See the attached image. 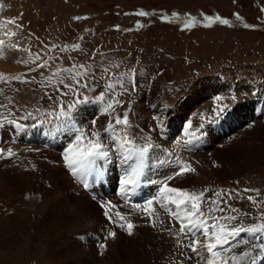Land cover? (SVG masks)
<instances>
[{"label": "rangeland", "instance_id": "1", "mask_svg": "<svg viewBox=\"0 0 264 264\" xmlns=\"http://www.w3.org/2000/svg\"><path fill=\"white\" fill-rule=\"evenodd\" d=\"M141 12L148 15L142 16ZM208 16H218L230 23L225 25L216 20L209 23L205 19ZM190 18H195V23L186 27ZM60 39L63 41L57 43ZM0 40L4 42L0 45V103L8 105L7 110L0 109L4 116L10 117L13 113L34 119L39 114L46 115L47 111L59 113L61 104L67 109L76 97L70 91L61 96L55 90L57 80L66 73L61 72L60 77H54L55 81L44 78L51 77L58 69L84 65L90 75L82 78L81 83L86 80L88 88L82 87L80 92L87 95L89 101L103 107L97 98L101 93L107 95L106 85L116 83L122 74H125L123 84L126 89H119L122 94L117 97L125 102L124 107L117 105L111 117L94 107L91 113L88 112L87 121L81 124L85 125L88 137L91 134L87 132L93 130L91 117L98 118L95 128L103 135L107 124H103V119L114 120L117 113L123 114L128 110L131 129H134L141 145L150 136H155L156 144L167 145L169 142L156 135L152 113L156 116L166 114L172 123H177L186 115L202 111V119L209 120L217 110L207 97L222 92L224 87H235L233 84L215 83L218 82L217 74L253 82L264 79V0H0ZM36 54H39V59H36ZM45 61L48 66L37 67ZM133 72L138 76L135 90L129 80ZM14 77H21V80ZM226 80L227 84L234 82ZM64 82L72 83L70 79ZM234 83L242 86L241 89L248 88L245 82ZM256 84L264 88V84ZM186 92L188 95L183 98ZM246 92L251 93L249 90ZM165 102L175 103L170 112L162 106ZM256 103L251 100L249 104L246 100L239 102L236 105L239 116H246L245 113H249L247 105L255 106ZM161 108L164 114L158 113ZM86 113L83 112L84 116ZM246 125L233 129L230 138L210 140L212 145L209 148L200 154H192L193 161L189 162H192L190 166L195 172H187L178 187L195 193L207 189L223 190L222 197L207 192L205 199L212 197L219 201L220 208L224 207L223 212L216 213L218 216L233 215L232 208L248 213L242 218L245 226L258 222L250 217L264 212V154L260 155V162L249 164L234 176L226 171L221 172L223 176L215 175L213 179L211 168L217 170L219 164L216 161L211 166L207 157L216 159L218 150L227 151L233 146L241 150L245 141L255 143L256 147L264 145L262 140L251 141L256 135L264 138V122L257 120L255 125ZM0 127L3 135L12 132V126L7 122ZM19 132L17 136L26 138V133ZM13 133L15 138L16 132ZM46 134V131L41 132L40 136L44 138ZM33 146L39 151L21 148L17 156L11 157L10 160L17 164L0 162V264H59L55 253L48 252L49 248L53 250L56 247L52 234L43 236L37 232L38 216L45 217L55 202L63 203L70 195L75 202L76 199L85 201L87 198L80 196L83 195L80 187L67 175L56 152L49 147ZM111 155L115 156L111 159L119 163L116 169L125 166L115 149ZM151 170L156 173L158 169L153 167ZM228 171H233V167ZM244 189H259V193L243 192ZM229 190L233 193L231 198L227 195ZM238 192L241 199L236 198ZM249 195L260 201L259 211L243 198ZM208 207L207 203L203 205L204 210ZM88 211L93 212V209ZM88 214L81 212V216ZM144 215L136 221L139 228L149 221ZM46 218L56 225L51 212ZM101 234L96 239L91 233H85L83 244H92L88 241L90 237L95 242L105 243V234ZM260 237L264 238V235ZM90 247L95 248V244Z\"/></svg>", "mask_w": 264, "mask_h": 264}, {"label": "snow or ice", "instance_id": "2", "mask_svg": "<svg viewBox=\"0 0 264 264\" xmlns=\"http://www.w3.org/2000/svg\"><path fill=\"white\" fill-rule=\"evenodd\" d=\"M142 16L148 15V13H139ZM178 15V14H177ZM239 19V17H237ZM76 19H79L77 17ZM205 19L211 23L213 20L219 23L228 25L230 22L227 19L220 17H205ZM195 23V18L189 19V24ZM15 35V33H12ZM4 42L0 40V45ZM79 47L78 45L76 46ZM36 59H39V54H36ZM58 59V58H57ZM20 62L19 60L17 61ZM35 62V60H33ZM48 62L37 65V67H46ZM35 69H33L34 71ZM107 71V69H105ZM61 72L66 73V76L57 80V86L55 90L60 93L61 96H66L68 92H72L76 99L72 104L67 106V109L61 104L59 117L62 118L65 125L71 131H75V140L69 144L63 159L66 162V167L71 170L72 174H92L95 173L97 178H100L103 172V168L98 164L101 161H109L113 149L120 154L121 161L125 165H129L130 172H126L125 177L121 180V192L127 193L130 186H134L139 182V178L143 174V170L147 166V160L149 150L154 146L148 142L144 146L136 147V141L134 138L128 135L127 130L131 127L129 122V112L125 110L123 114L117 113L114 120L110 118L105 126L104 134L106 138H102V134L99 131H92L90 137L85 136L86 130L83 128H77L75 122L72 120V110L78 104L87 103L89 97L80 92V88H88V83L84 80L81 83L82 78L85 75H90L89 70L84 65L73 66L67 69H58L52 73L51 77H45V80L50 81L53 77H60ZM117 78L116 83H108L106 85L108 89L107 95L101 93L97 98L103 105L100 112L101 114L112 116V111L119 105L124 107L125 102L118 100L117 97L122 93L119 89L124 88L123 76ZM15 80H21V77H14ZM65 79H70L72 83H65ZM133 90L136 88L135 73L133 72L129 77ZM27 82V81H21ZM62 85V87H60ZM67 89L68 91H64ZM51 99V96L49 97ZM227 106H221L216 111V116L222 115ZM0 109H8V105L0 103ZM97 117H93L90 123L95 128ZM15 124L17 128L21 125L17 124L15 120H9L7 116H4L0 112V126L4 123ZM189 135H193L189 132ZM111 142V144L109 143ZM15 155V153L9 148L5 150L0 147V159L8 158ZM134 165V166H133ZM218 166V165H217ZM187 172H195V169L188 164H182L174 173L166 176L163 181H152L154 184H159L158 193L156 196L148 199L143 206L136 205V208L141 209L147 214L149 224L151 227L156 228L160 226L161 232H167L171 238L176 240L177 245H182L190 249V251L197 257L198 264L203 261V264H254L256 255L264 254V240H261L254 249L236 251L235 249L239 245H248L250 241L247 239H240L243 234H249L257 237L264 235V212H260L258 216L250 217L258 222L245 226L242 223V218L248 216V213L241 212L240 209L232 208L233 215L218 216L217 212H223L224 209L218 206L219 201L208 197L205 199L207 192H213V196L222 197L223 190L213 191L207 189L200 193L189 192L187 189H181L178 187H170L169 181L174 177H180ZM87 186V185H85ZM243 192H255L259 193V189H244ZM231 198L233 193L231 190L227 193ZM236 198L241 199V194L236 193ZM250 203L256 206L259 211L260 201L254 196L249 195L243 197ZM207 203L209 207L207 210L203 209V205ZM158 204L159 210L168 215L169 226H164L165 222L160 218V213L156 205ZM103 207V205H102ZM105 216L108 220L116 224L120 229L124 230L127 235H134V229L136 225L126 215L117 212L115 215L118 220H113V217L106 211ZM241 221L240 223H234ZM179 224V228L173 231L175 224ZM109 237L116 238V232L111 231ZM238 241V243H236ZM100 254L103 255L104 250L107 248L106 243L99 245ZM264 258V257H262Z\"/></svg>", "mask_w": 264, "mask_h": 264}, {"label": "bare ground", "instance_id": "3", "mask_svg": "<svg viewBox=\"0 0 264 264\" xmlns=\"http://www.w3.org/2000/svg\"><path fill=\"white\" fill-rule=\"evenodd\" d=\"M222 82L226 86H230L233 84L235 87H238V85L235 84L234 82L231 84H227V80H223L221 81V83ZM215 83H220V82H215ZM244 84L245 83H243V85ZM245 85L247 86V84ZM241 87L242 86H240L239 88ZM150 94H152V92ZM160 95H157V96L160 97ZM187 95L184 97H187ZM157 96L155 100H157ZM156 104L158 105L159 102H156ZM174 104L175 103L172 102L173 106ZM94 108H98V105H95ZM99 108L101 110L102 107L99 106ZM164 108H166V106ZM91 109H93L92 105L84 106L82 107L80 111L74 112L72 114V120L75 122L76 127L81 128L82 126L81 124L84 121H87L88 117L86 115L88 114V112L91 113ZM84 111L87 112L85 116L83 114ZM158 113L164 114V109L161 108V111H158ZM93 116L95 115L93 114ZM8 119L11 120V117H8ZM107 121H108V118L105 117L103 119V124H105V122L108 123ZM10 125L12 126V124ZM55 125H56V128L60 126L58 124H55ZM55 125H52V128H54ZM64 127H67V126L65 125ZM0 129L2 131L1 127ZM11 129H13V127H11ZM48 129L49 127L48 128L45 127L44 131H41V132L43 133L45 131L47 132ZM1 131H0V134H2ZM24 133H26L24 134V136L28 137L29 134L26 131ZM13 134L14 133L12 130V132H9L8 135L7 133L6 135L4 134L3 137L6 138L8 142H10L11 140L14 139ZM75 135L76 133L74 132V136ZM85 136L88 137L86 133H85ZM262 136L263 135L261 134V137ZM21 138H24V137H21ZM256 140L264 141V138L260 139V135L259 136L256 135L253 137V139H251V141L253 142ZM71 142L73 143L74 140H72ZM10 144L14 148H16L15 155L11 157L17 156V154L21 152L20 150L21 148L29 149L33 151H39V150H35L37 148L36 146H33V144H27L25 142L23 144H20V143L18 144L10 143ZM61 145L63 144L61 143ZM242 145L243 146L241 150L240 149L237 150L234 146L233 148L226 149L227 151L222 150V149L218 150L216 159H214L213 156L211 158L207 157L208 159L207 162L211 166L213 162H216V161L219 164V167L217 170L211 168V171H212L210 175L211 179H213L212 177H214L215 175H218L219 177L223 176L222 174L226 171L228 172L229 175L234 176V174L239 173L240 170L246 169L249 164H254V163L256 164L257 162L261 161L260 159H262V157H260V155L264 154L263 144L261 146L256 147L255 143H247V141H245V143ZM50 146L52 145H49V146L40 145V147H43L42 149H46ZM136 147H137V141H136ZM164 147L165 145L162 144L157 148V150L155 146L154 149L149 151L151 154L148 155L147 166L143 170V172H145L144 173L145 181L149 182V177L156 178L157 173H154L151 169L153 167L157 168V164H159L157 162V159L163 156V154H161L160 152H166ZM64 153L65 151H62V155ZM50 154H53V153H50ZM11 157L0 159V162L10 161L12 164H15V163L17 164V162L11 161L12 160ZM112 157H115V156L111 155V158ZM252 157H255V158L253 159ZM202 159L205 160L204 158ZM154 160H156V162ZM19 161L20 160L18 159V163ZM190 161H193V158L190 159ZM195 161H197V159ZM152 162H154L155 164L152 165L151 164ZM60 164H61V160H60ZM98 164L102 168L107 167L108 180L110 184L112 185H115L119 176L122 177L123 175L121 174V172L118 171V168L117 169L115 168L116 166H118L119 163L115 162L114 158L111 159V161L98 162ZM111 164H113L114 170L112 169ZM129 165H132L131 161L129 162ZM129 165H125L123 168H121L125 172V174L126 172L131 171V168L129 167ZM196 165L198 166V164ZM4 166L5 165H3V167ZM232 167H233V171H228V168H232ZM65 172L67 173V175L70 176V174L66 170ZM221 172L223 173L221 174ZM166 176L168 175H164L159 178L161 181H163ZM71 178L75 181V183L78 184V182L73 178V176ZM184 178H185L184 175L180 177H174L171 181H169L170 187H179L180 183L183 181ZM181 179L182 181L180 182ZM78 187H80L79 184H78ZM80 191H82V194H83V195L80 194V196L81 197L86 196L88 199L86 198L85 201L83 199H76L77 202H75L74 199L72 198L73 196L70 195L64 200L63 203L55 202L53 204L52 206L53 209L51 208L49 211L55 216L56 225H54L51 222V220H48V218H46V215H49L50 212H47V214H44L45 217L41 215L38 216V220L40 221V223H39V228H37L38 230L37 232L42 233L43 236L47 235L48 233L52 234L51 238L55 240L56 247L53 250H50L49 248L48 252L53 253V254L55 253L56 257H58V259L60 260L59 264H198V260L196 256L190 251V249L182 245H177L176 240L171 238L167 232L160 231V226L153 228L150 226L149 221H148V223H146L144 227L142 226L140 228L137 227L136 221L138 220V217L142 216L143 213L145 212L139 208H136L135 207L136 204L127 203L119 199L117 200L109 192L104 193V196L109 198L107 202L101 201V202L96 203L81 189V187H80ZM141 193L145 195L146 191L141 190ZM143 205L144 204H142L141 206ZM156 207L158 208V211L160 213V218L163 219L165 222L164 226H169L168 215L164 213L163 211H160L158 205ZM90 208L93 209V212L88 211ZM82 211L89 213V214L81 216ZM106 211L108 212L110 216L113 217V220H118V217H116L115 215L117 212L126 215V218L131 220L136 225L134 229V235L132 236L127 235V233L124 230L120 229L116 224L110 222L104 214ZM178 228H179V224L177 223L175 224L173 231H175ZM111 231L116 232L115 239H112L109 237V233ZM85 233H88V234L91 233L92 234L91 236H93L96 239H98L99 236L102 235L101 233L105 234V237H106L105 243L107 244V248L106 250H104L103 255L100 254L99 245L103 243L100 240L98 241L96 240L97 242H95V240L91 239V237L89 236L90 240L88 241L92 242V244L89 243L87 246L83 244V240H86L84 237ZM242 238L249 240L250 244L239 245L235 249L236 251L254 249L255 245H257L261 240H264V238L259 237L258 239L257 237H253L246 233L243 234L242 237H240V239ZM94 244H95V248H91L90 246L91 245L94 246ZM262 257H264V254L256 255L254 264H260ZM200 264H203L202 260L200 261ZM249 264H252V262H249Z\"/></svg>", "mask_w": 264, "mask_h": 264}]
</instances>
